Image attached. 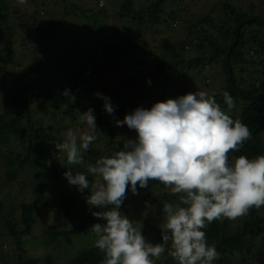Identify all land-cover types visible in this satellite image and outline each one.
Returning a JSON list of instances; mask_svg holds the SVG:
<instances>
[{
	"label": "trees",
	"instance_id": "trees-1",
	"mask_svg": "<svg viewBox=\"0 0 264 264\" xmlns=\"http://www.w3.org/2000/svg\"><path fill=\"white\" fill-rule=\"evenodd\" d=\"M53 1L38 0L35 5L31 2L34 13H27L15 8L13 2L11 5V0H0V76L5 73V70L11 73L10 62L11 64L17 62L16 65L21 66V61L16 58L15 46L18 43L17 29L21 28L22 25L24 30L29 32L28 37L22 41L21 46L23 48L31 50V46H37L39 50H43L50 47L47 53L53 50L54 56L50 61L49 70H64L66 68L63 59L60 60V58L67 50L66 46L73 43L72 39L77 35H81V23L79 21L80 24L76 27L74 33L66 34L64 37L61 36L59 31L64 28L65 19L59 17L57 11L49 9V3ZM121 1L122 9L116 13L114 12L118 17L117 21L121 19L128 20L127 17H132V22L134 21L138 26V31L136 34L122 38L113 47V61L103 65L105 69L111 66L117 69L124 61L128 60L132 62L133 66L138 67L130 81L138 82L141 80L144 83L150 81L148 89L156 87L159 79L177 66H181L186 70L204 68L206 65L222 69V73L225 74L226 78V85L223 87L224 92H228L235 102V108L232 109L231 113L238 111L241 106L239 120L251 132V139L246 140L239 151H230L229 158L232 160L240 155H245L252 159L258 155H264V35H261L260 32L264 29V19L261 18V20L253 12V14L238 12L233 6L225 4L226 10L230 11V14L234 17V26L222 32L225 36L222 43L209 42L211 46L209 56L204 57V54H201L197 58L185 60L182 52H185L187 45L184 44L180 49L181 52L179 51L176 64L172 66L171 63L167 65L159 61L154 74H150L134 56L142 48L138 43L142 33L139 25L155 27L170 24L172 26L174 22L178 25V21L181 19L178 11V7L181 5L180 0H148L151 3L147 11L136 10L134 0H116L114 4L121 3ZM63 3L64 6L62 7H64L66 16L72 15L71 12L77 15L80 13L81 18H85L90 22V26L85 28V31L90 33L99 28L100 23L96 17L105 15L107 11V8L104 7L106 6L104 0H92L90 7L87 9L78 7L71 0H63ZM93 3L94 5H91ZM101 3L103 5L99 9ZM172 5H176V10ZM145 12H148V18ZM77 19L80 18L77 16ZM249 20H253V22L245 24L239 35V41L230 52V48L237 38L239 25ZM200 23L210 25L213 24V21L204 18L200 20ZM253 25L258 26V29L253 30L249 35L245 34ZM126 30L128 29L126 28ZM205 40L210 41L204 28L200 44L197 45L198 50H204ZM185 42L188 43L187 40ZM25 54L33 57L31 54L34 55V52L31 53L26 50ZM25 54L19 58L25 60ZM89 61V63L94 62L95 55H90ZM206 61L208 62L205 63ZM32 65L37 66L35 61ZM77 65L80 69L81 66ZM86 69V66L81 68L80 73H83ZM62 73L64 77L67 75V71ZM67 77V81H72V78H74L71 74H68ZM174 78L176 79L175 75ZM16 81L20 82L19 79H16ZM17 82H14L16 87L13 90L7 89L8 85L13 83V80L9 79L7 75L0 77V149L10 148L11 146L16 148L3 157L7 180L5 185L7 186L10 181H17V168L25 169L28 167L35 179H45L47 181L48 178L45 177H51L54 185L61 183L65 189L56 191L55 194L50 190V194L46 191L48 187H44L42 195L36 198L34 202L22 204L20 222L3 214V202L0 200V264H3V258H6L3 255L2 245L7 242L15 244L14 251L18 255V264H40L38 259L25 257L26 249L24 246L32 241L42 243L46 248H61V243L68 247L77 244L80 248L79 253L75 257L65 259L62 264H102L104 253L95 247V243L78 242V240L82 241L86 236H89V233L91 234L90 229L95 223L104 222L92 215L93 211H100L101 209L93 208L90 210L86 202V197L91 194L90 189H85L81 193L77 186L69 184L64 173L69 171L70 168L73 174L76 172L86 174L90 184L93 183L97 178L87 173L86 165L94 164L102 156L110 157L121 150L126 140L137 138V132L134 129H129L126 124L123 127L116 126L117 120L122 121L127 114L135 110L128 111V106L125 108L117 106L114 113L109 114L104 108V102L102 106L94 105L92 109L96 117L97 128L91 130L86 125L81 124L79 120L80 114L88 110L86 104L93 106L90 100L81 101L78 99L79 94L84 93L87 89L83 84L74 82L73 86L68 89L70 96H65L63 92L58 94L55 89L49 88L48 83H25L20 86ZM66 84L70 85L67 82ZM168 85V87L162 88L156 103L188 94L184 91V88L178 86L175 80L171 78ZM141 92L144 91L141 90ZM74 93H77V95H74ZM223 93H220L221 95L216 94L215 99L220 104L221 109L227 111ZM140 96L136 93L137 101H139ZM122 97H128V95L122 93ZM1 98H3V101ZM35 106L38 115L34 112ZM137 106L138 108L142 107L139 103ZM151 107L142 108L150 109ZM35 116L40 117L35 118ZM262 123L263 125L260 127ZM70 128L75 133L77 131H91L97 136V140L90 145L89 150L83 153V165H69L66 153H59L56 148V144L63 141L64 133ZM138 193L144 206L145 204L154 205L155 208L160 206L159 215L155 217L144 216L139 208L133 210L130 199L134 194L131 192L130 186L120 210L122 214L143 225V235L150 242L151 235L148 232L150 227L155 228L153 225L161 216L160 213L164 218L163 209L161 210L162 206L165 203L176 205L179 200L178 196H173L169 189H166L159 181L154 180L149 182L147 188L141 189L138 186ZM43 204H45L46 209L48 206V212H51L50 219L53 223L49 224L40 236L35 235L33 231L38 225L36 214ZM2 222L6 227L5 230L1 228ZM202 231L206 232L208 244H214L220 253L219 259L213 261V264H264V206L258 209L253 207L247 215L234 221L227 218L214 220ZM11 260L15 261L13 258ZM45 260L47 264H54L52 256H47Z\"/></svg>",
	"mask_w": 264,
	"mask_h": 264
},
{
	"label": "clouds",
	"instance_id": "clouds-1",
	"mask_svg": "<svg viewBox=\"0 0 264 264\" xmlns=\"http://www.w3.org/2000/svg\"><path fill=\"white\" fill-rule=\"evenodd\" d=\"M63 95L70 93L65 90ZM223 97L227 111L221 109L214 94L205 91L169 98L150 109L137 108L116 121L118 127L126 124L134 129L137 138L126 140L110 157L86 165L87 173L97 178L93 183L86 174H73L70 168L64 173L81 193L90 189L86 197L90 210L101 209L92 215L104 222L95 223L90 230L97 237L95 247L104 253L102 264H156L166 248L177 264H213L220 253L214 244H208L202 229L214 220L234 221L251 208L264 206V155L230 160L229 152L239 151L251 139V132L228 114L235 108L233 97L228 92ZM103 99L106 112L113 114L110 98ZM79 120L88 129L97 128L91 108ZM96 140L88 131L77 136L70 128L56 148L66 153L69 165H83V153ZM153 180L179 200L176 205H163L160 243L149 242L143 225L120 210L129 186L137 195L138 186L147 188Z\"/></svg>",
	"mask_w": 264,
	"mask_h": 264
},
{
	"label": "rangeland",
	"instance_id": "rangeland-1",
	"mask_svg": "<svg viewBox=\"0 0 264 264\" xmlns=\"http://www.w3.org/2000/svg\"><path fill=\"white\" fill-rule=\"evenodd\" d=\"M37 1L38 0H27L26 3L20 4L18 0H11V5L13 2L15 8H19L27 13H34V8L31 6V2L35 5ZM71 1L78 7H84L87 9L90 7L92 0ZM114 1L116 0H104V4H106L104 7L107 8V11L105 15L96 17L100 24L99 28L93 33L85 31V28L90 26V22L85 18H81L80 13L77 15L74 12H71L72 15L66 16L64 7H62L64 6L63 0H59L58 2L57 0L50 3L48 2L49 9L51 11H57V15L65 19L64 28L59 31L61 36L64 37L66 34L70 35V33H74L76 27L81 23V35H77L72 39L73 43L66 46L67 50L63 53L62 58H60V60L63 59L66 68L64 70H49L50 61L54 56L53 50H51L50 53H47V50L50 47L39 50L37 46H31L32 51L23 48L21 46L22 41L24 38L28 37L29 32L28 30H24V26L22 25L21 28L17 29L18 43L15 46V52L17 54L16 58L21 61V66L16 65L17 62H13V65L10 62L11 73H8L5 70V73L0 76L4 77L7 75L9 79L13 80V83L9 84L7 89L13 90L14 87H16L14 82H17L16 79H19L20 82L17 83L20 84V86L25 83H48L49 88L52 90L55 89L56 92L60 94V92L64 93L65 90H68L73 86L74 82H79L87 87V89L84 93L82 92L79 94L80 96L78 99L81 101L90 100L93 106L86 104L88 109H92L94 105L102 106V103H105L103 97L106 96L110 98V102L114 109L117 106L121 108L128 106V111L135 110L136 107L138 108V103L142 107L153 106L156 103L157 98L160 96L162 88L169 86L168 81L170 78L175 80L178 86L184 88V91L188 93L205 91L209 95H216L224 92L223 87L226 85V78L225 74L222 73V69H216L215 67L207 65L204 68H193L192 70H186L181 66H177L173 70L167 72L168 74L165 73L164 77L160 78L156 83L157 86L152 89L147 88L149 87V83H144L141 80L138 82L130 81L133 78V73L137 71L138 67L133 66L132 62L128 60L124 61L117 69L113 68V66L105 69L103 65L113 61V47L116 46L122 38L136 34L138 31V26L134 21L132 22V17H127L128 20L121 19L120 21H117L118 17L115 13L122 9V1L117 4H114ZM133 3L136 10L147 11L151 2L148 0H134ZM180 4L178 11L180 12L181 19L178 21V25L176 22H174L172 26H170V24L157 25L155 27H152L151 25H139L142 33L140 34V42L138 41V43L142 48H140L134 56L139 61L140 65L146 69L147 73L154 74L155 70L158 68L159 61L167 65L171 63L170 65L172 66L176 64L178 62L179 51L184 44L187 45L185 47V52H182L185 60L197 58L201 54H204V57L209 56L208 54L211 53L209 42L217 41L222 43L225 40V36L222 32L226 31L229 27L234 26V17L230 14V11L226 10L224 6L225 4L233 6L238 12H245L248 14L254 13L258 18L264 19V0H180ZM91 5H94V3ZM102 5L103 3L99 4V9ZM172 6L176 10V5ZM78 12H80V10H78ZM145 14L148 18V12H145ZM77 16L80 18L79 20L77 19ZM57 18L56 20H58ZM91 18L93 19V16ZM204 18L213 21V24H201L200 20ZM91 22L94 23L93 21ZM126 28L128 30H126ZM204 28L208 33L210 41L205 40L204 50H198L197 45L200 44V38ZM256 29H258V26L253 25L245 34L249 35ZM260 32L261 35H264V29L260 30ZM185 40H187V44ZM26 50L31 53L34 52V55L31 54L33 57H29L28 54H25ZM23 54L26 55L25 60L19 58ZM90 55H95V61L92 63H89ZM6 57H8V55H6ZM33 61L36 62L37 66L34 67L32 65ZM207 62L208 61L205 63ZM77 64H79L81 68L86 66L87 69L83 73H80L81 68L79 69ZM88 66H93L92 72L88 71ZM63 71H67V75L71 74L74 76L72 81H67L68 77L67 75L64 77L62 73ZM174 75L176 79L174 78ZM66 82L70 83V85L66 84ZM67 85L68 88L66 87ZM141 90L144 92L142 93ZM118 92L119 94H117ZM96 93H101L102 95L97 96ZM122 93L128 95V97H122ZM136 93L141 95L139 101L136 99ZM74 95H77V93H74ZM1 100L3 101V98H1ZM34 109V112L38 115L37 107L35 106ZM228 114L234 120L240 119L241 106L238 111L233 113L229 112ZM39 117L40 116H35V118ZM88 132L93 134L91 131ZM76 133L80 135L83 132L77 131ZM15 149L14 146L0 149V200L3 202V214L7 217L11 216L12 218H15L17 222H20L22 204L34 202L36 198L42 195V189L44 187H48L46 191L50 194V190L55 194L56 191H63L65 188L62 187L61 183L54 185V181L51 177H45L48 178L47 181L45 179H35L28 167L25 169L17 168V181H10L6 186V168L3 157ZM14 158L16 159L17 156ZM140 199L141 196L138 194L133 195L130 199V205L133 210L139 208L144 216L155 217L156 215H159L158 210L160 206L158 208H155L154 205L150 204H145L144 206ZM143 206L145 207L144 209L142 208ZM162 209L163 206L161 210ZM50 213L51 212H48V206L46 209L45 204H43L39 212L36 214L38 225L33 231L35 235L41 236L43 230L49 224L53 223L50 219ZM145 213H147V215H145ZM160 214L161 216L156 220V224L153 225L155 228L150 227V231H148L151 235L150 242L152 243L162 242L159 225L163 222L164 218L162 217V213ZM1 228H3V230L6 229L4 222L1 223ZM96 239V234L91 232V234L89 233V236H86L84 240H78V242L91 244L95 243ZM61 244V248H46L42 243H35L32 241L30 244L24 246L26 249L25 257L38 259L40 264H47L45 258L47 256H52L54 264H62V261L75 257L80 251L77 244H74L73 247H68L64 245V243ZM2 247L4 250L3 255L6 257L3 258V264H18V255L14 251L15 244L7 242L4 243ZM11 258L15 261L11 260ZM156 264H177V261L169 255L166 248V251L156 261Z\"/></svg>",
	"mask_w": 264,
	"mask_h": 264
},
{
	"label": "water",
	"instance_id": "water-1",
	"mask_svg": "<svg viewBox=\"0 0 264 264\" xmlns=\"http://www.w3.org/2000/svg\"><path fill=\"white\" fill-rule=\"evenodd\" d=\"M251 22H253V20H249L248 22H243V23H241V24L239 25V27H238V32H237V38H236V40L234 41V43L232 44V46H231V48H230V52H232V50L235 48L237 42L239 41V35H240V33H241L242 28L245 26L246 23H251ZM262 125H263V123L260 125V127H261Z\"/></svg>",
	"mask_w": 264,
	"mask_h": 264
}]
</instances>
